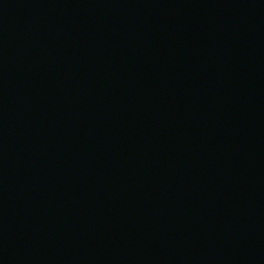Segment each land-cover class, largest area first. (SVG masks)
Returning a JSON list of instances; mask_svg holds the SVG:
<instances>
[{"label":"water","instance_id":"1","mask_svg":"<svg viewBox=\"0 0 264 264\" xmlns=\"http://www.w3.org/2000/svg\"><path fill=\"white\" fill-rule=\"evenodd\" d=\"M0 264H264V0H0Z\"/></svg>","mask_w":264,"mask_h":264}]
</instances>
